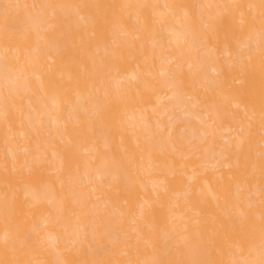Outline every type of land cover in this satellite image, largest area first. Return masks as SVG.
<instances>
[{"label": "bare ground", "instance_id": "bare-ground-1", "mask_svg": "<svg viewBox=\"0 0 264 264\" xmlns=\"http://www.w3.org/2000/svg\"><path fill=\"white\" fill-rule=\"evenodd\" d=\"M0 264H264V0H0Z\"/></svg>", "mask_w": 264, "mask_h": 264}]
</instances>
